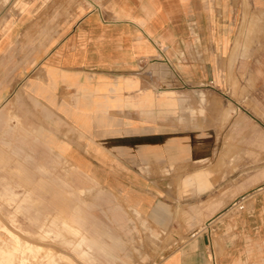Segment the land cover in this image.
I'll use <instances>...</instances> for the list:
<instances>
[{
  "label": "crops",
  "instance_id": "obj_1",
  "mask_svg": "<svg viewBox=\"0 0 264 264\" xmlns=\"http://www.w3.org/2000/svg\"><path fill=\"white\" fill-rule=\"evenodd\" d=\"M218 1L10 0L3 11L0 59L23 43L18 81L53 115L51 145L145 215L177 210L184 175L195 188L202 180L195 194L211 189L212 85L223 84L217 72L237 33L230 18L243 5ZM220 186L204 232L185 236L181 225L188 239L158 264H264V172Z\"/></svg>",
  "mask_w": 264,
  "mask_h": 264
},
{
  "label": "rangeland",
  "instance_id": "obj_2",
  "mask_svg": "<svg viewBox=\"0 0 264 264\" xmlns=\"http://www.w3.org/2000/svg\"><path fill=\"white\" fill-rule=\"evenodd\" d=\"M241 2L240 13L230 18L237 30L232 49L217 72L223 74V84L220 89L212 85L220 95L212 98V122L218 130L213 131L208 163L211 189L195 194L204 187L202 180H196L195 188V180L184 175L177 210L148 215L133 210L123 194L62 158L48 139L53 115L18 81L23 43L0 59V264H21V259L24 264H158L186 242V235L204 232L206 202L217 201L222 180L238 172L246 179L264 172V7L254 0ZM8 3L0 0V24ZM239 41L244 42L240 51ZM178 85L182 92L191 86ZM60 193L68 199L63 206L50 199Z\"/></svg>",
  "mask_w": 264,
  "mask_h": 264
},
{
  "label": "bare ground",
  "instance_id": "obj_3",
  "mask_svg": "<svg viewBox=\"0 0 264 264\" xmlns=\"http://www.w3.org/2000/svg\"><path fill=\"white\" fill-rule=\"evenodd\" d=\"M7 232H8V234H11V236H13L16 240H18V238H19L18 235L16 233H14L11 229L8 228ZM27 248L30 250L33 247L31 246V244L28 243ZM21 264H24L23 259H21Z\"/></svg>",
  "mask_w": 264,
  "mask_h": 264
},
{
  "label": "built area",
  "instance_id": "obj_4",
  "mask_svg": "<svg viewBox=\"0 0 264 264\" xmlns=\"http://www.w3.org/2000/svg\"><path fill=\"white\" fill-rule=\"evenodd\" d=\"M238 208H239V209H242V208H243V205H242V204H239V205H238ZM197 231H198V230H197ZM197 231H196V232H197ZM194 233H195V232H194ZM194 233H193V234H194Z\"/></svg>",
  "mask_w": 264,
  "mask_h": 264
}]
</instances>
